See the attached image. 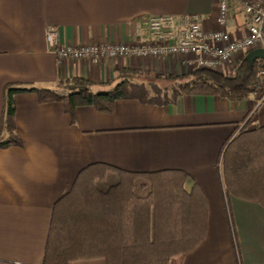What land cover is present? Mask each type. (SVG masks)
Returning <instances> with one entry per match:
<instances>
[{
  "label": "crops",
  "instance_id": "crops-1",
  "mask_svg": "<svg viewBox=\"0 0 264 264\" xmlns=\"http://www.w3.org/2000/svg\"><path fill=\"white\" fill-rule=\"evenodd\" d=\"M216 5L217 0H0V129L8 85L55 89L72 77L100 84L121 68L163 77L196 68L191 56L181 55L129 56L99 65L62 61L46 50V26L57 27L64 43H132L152 38L146 19L154 14L195 15L211 30ZM226 29L234 38L246 34L237 2L229 4ZM12 98L22 145L0 147V264H42L54 203L93 163L136 173L178 170L186 174L187 192L198 188L206 201V236L169 264H264V205L224 193L220 179L228 141L264 125L263 112L248 116L251 93L242 100L183 94L167 104L122 98L112 112L79 105L73 115L62 101L41 102L35 92Z\"/></svg>",
  "mask_w": 264,
  "mask_h": 264
},
{
  "label": "trees",
  "instance_id": "trees-1",
  "mask_svg": "<svg viewBox=\"0 0 264 264\" xmlns=\"http://www.w3.org/2000/svg\"><path fill=\"white\" fill-rule=\"evenodd\" d=\"M259 70L258 61L250 64L244 56L229 73L196 67L163 77L121 68L100 84L72 77L55 89L8 85L0 147L22 145L14 122L17 92H35L41 102L62 101L71 115L79 105L109 113L122 98L167 104L183 94H217L242 100ZM221 161L223 192L264 205V125L233 136ZM185 180L178 170L136 173L87 165L53 205L42 264H169L186 255L206 236L207 208L196 186L184 189Z\"/></svg>",
  "mask_w": 264,
  "mask_h": 264
},
{
  "label": "built area",
  "instance_id": "built-area-1",
  "mask_svg": "<svg viewBox=\"0 0 264 264\" xmlns=\"http://www.w3.org/2000/svg\"><path fill=\"white\" fill-rule=\"evenodd\" d=\"M231 2L240 4L246 34L234 38L227 31L228 7ZM215 28L204 29L200 18L191 14H154L146 19L152 38L132 43L107 41L101 43H64L59 30L46 26V50L59 60L88 61L99 65L105 61L124 57L191 56L197 68L213 71H232L246 53L264 49V0H217ZM260 70L250 85L254 106L248 113L264 114V59H257Z\"/></svg>",
  "mask_w": 264,
  "mask_h": 264
},
{
  "label": "water",
  "instance_id": "water-1",
  "mask_svg": "<svg viewBox=\"0 0 264 264\" xmlns=\"http://www.w3.org/2000/svg\"><path fill=\"white\" fill-rule=\"evenodd\" d=\"M245 57L250 64H253L257 59H264V49L262 48L253 49L249 51L245 55Z\"/></svg>",
  "mask_w": 264,
  "mask_h": 264
},
{
  "label": "rangeland",
  "instance_id": "rangeland-1",
  "mask_svg": "<svg viewBox=\"0 0 264 264\" xmlns=\"http://www.w3.org/2000/svg\"><path fill=\"white\" fill-rule=\"evenodd\" d=\"M160 84H163V81H159Z\"/></svg>",
  "mask_w": 264,
  "mask_h": 264
}]
</instances>
